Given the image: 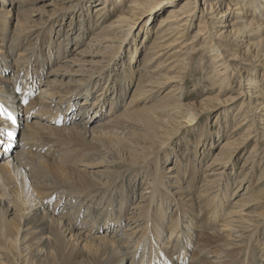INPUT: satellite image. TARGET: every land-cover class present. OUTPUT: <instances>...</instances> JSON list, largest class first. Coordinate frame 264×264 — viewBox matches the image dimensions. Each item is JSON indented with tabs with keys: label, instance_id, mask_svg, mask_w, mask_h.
<instances>
[{
	"label": "bare ground",
	"instance_id": "6f19581e",
	"mask_svg": "<svg viewBox=\"0 0 264 264\" xmlns=\"http://www.w3.org/2000/svg\"><path fill=\"white\" fill-rule=\"evenodd\" d=\"M32 1L0 0V105L21 122L18 127L19 139L12 145L13 149L9 148V153L0 158V257L8 261L3 264L19 263V254L15 252L18 237L30 250L33 264H264V216L259 219L253 216L248 220L240 216L241 210H234L233 207L243 199H237L227 212L231 221H225L218 227L212 223L216 216L221 215L217 210L219 205L234 192L230 190V184L227 183L225 190L214 191L215 181L207 180L205 187L202 186L199 191L195 190L194 183L201 172L196 164L199 161L192 164L187 173L186 168L184 171L180 166L176 171L182 173L181 175L171 173L169 165L164 168L161 166L158 153L146 152V156L142 153L134 157L132 150L125 148L120 140L124 135L133 134L128 127L137 125L139 119L141 124L150 129L146 131L143 139L153 135L161 137V133L165 134V125L170 120L182 121L187 126L194 122L196 113L189 107L183 108L178 98L171 102L174 99H171L169 94L161 96L160 103L157 101L158 104L155 105L138 107V104L147 98L152 88L157 87L160 90L167 81H177L174 79L179 77L180 72L177 71L174 76H167L164 72V75L160 74L164 80L155 81L153 78L159 71L166 69L167 65H170L167 69L169 70L175 63H187L188 56L195 52L208 53L211 58L217 52L215 56L222 57L214 67L217 71L215 77L221 78L220 82L227 80L226 75L222 76L231 68L238 73L239 87L244 86V81L249 84L248 89L245 86L244 93L249 94L250 99L244 101V104L252 116L261 114L254 122L262 124L259 128L264 129V99L259 102L261 107L257 102L251 101V96L264 98V93L256 94L259 89L264 88L261 78L263 74L254 67L264 69V21L258 23L254 19L264 17V0H204L199 10L197 29L190 38L186 37L185 33L195 18L198 0H181L177 5L172 4L173 0H128L125 12L118 14L114 20L115 25L111 23L107 27L114 31L113 36L107 37L109 32L105 34L104 30L102 38L91 36L96 40L95 45L103 59L88 62L87 66L91 67L87 71L90 73L81 84L73 83L78 78L70 75L83 71L74 63L83 61L82 57L89 54L88 50L83 48L74 52L75 48L69 49L66 46L69 42H62L61 39L54 44L51 22L49 25L39 26L43 29L41 34L44 37L48 35L46 48L42 45H25L23 51L17 53V58L14 57L20 46V38L28 33L24 31L28 27L33 30L32 28L38 25L36 23H39L34 16L40 17L43 13L29 10L31 14L27 11L24 15L17 10L18 6L29 5ZM122 3L124 0H120L118 5ZM106 5H98L94 11H102L106 9ZM232 6L237 9L235 19L222 23L225 26L223 30H215L212 24L216 21L217 13L220 11V16H223V12L232 9ZM151 8L150 13L161 8L165 9V12L158 17L153 29V38L148 46L150 57L147 59L145 56L142 65L149 67L156 61L158 63L154 65L150 75L138 78L125 103V90L131 78L128 69L127 75H124L126 83H121L123 92L117 96L115 86L109 85L113 92L111 98L106 99L104 88L106 87L107 91L109 89V75H101L99 71L111 56L104 53L113 48L116 38L121 35L124 39L126 33L137 26L140 20L143 22ZM16 10V23L13 30L9 28V35L8 19ZM148 20L147 18L146 21ZM248 32H253V35ZM247 36L252 41L243 45ZM83 37L84 33L78 36L81 43ZM105 42L107 43L104 45ZM197 44L199 47H196ZM236 45L245 46L246 55L251 54V49L257 47L253 57L246 62L248 74L237 70L233 62L240 58L236 50L242 47ZM102 48L107 50H101ZM24 50L26 55L23 54ZM128 52L131 60H134V49H129ZM114 53L111 52L112 55ZM163 55L168 59H163L164 63L160 66V58ZM64 57V61L59 63ZM54 63L56 66L52 67ZM249 74L261 76L254 78ZM42 80L43 84L40 85ZM101 80H105L102 87L99 85ZM111 80L116 83L115 78ZM93 86H100L101 89L95 92L92 90ZM35 88L37 91L33 90ZM82 94L78 108L75 112L72 111L76 97ZM240 96L242 95H237ZM107 101L108 111L104 113ZM120 107L124 108L119 112ZM61 113L68 114L67 118L64 115L61 118ZM243 116L249 117L246 112ZM246 121L248 120L245 119L243 124ZM3 123L11 125L8 120L0 117V154L6 134ZM124 125L127 128L123 127ZM255 131L257 133V128ZM59 139L68 140L74 151L90 148L86 150H90L92 154L106 155L96 162L80 163L78 159L79 163H60L65 160L64 154L67 151ZM200 141H204V137L201 136L198 139V142ZM239 143L235 138L232 144L235 148ZM202 147L201 145L196 148L195 156L204 155ZM227 157L228 154L225 155V158ZM117 163L131 166L128 169L135 171L134 178L142 176V179H145L140 190L141 199L131 207L133 212H130V216L126 215V205H131L132 194L123 189L117 198L113 190L115 180L108 183L101 178L106 176V179H109L110 168ZM213 165L214 160L210 162L211 169ZM152 167L153 170L150 171ZM128 169H124L121 175L129 171ZM138 173L142 175L139 176ZM167 173L174 179L171 180L172 183L167 184ZM185 174L186 181L191 182L192 193L186 192L180 186ZM55 182L62 183V186L56 187ZM59 188L64 196L60 195L59 200L53 201L54 192ZM261 193H264V189ZM155 200L161 205L155 203ZM114 205H117V211ZM67 206H72L76 211L72 213L71 209L67 210ZM169 209L171 213L167 214ZM201 211L203 213L199 216ZM88 212H93L94 216L88 217ZM188 216L191 217L187 219ZM125 217L127 222L124 221ZM250 220L253 221L244 225ZM232 226L240 233L241 230L248 231L245 237L249 245L242 247L232 242L234 235L233 231L229 230ZM102 227L104 233H100ZM107 232H112L113 235L110 236ZM190 244L191 247H188Z\"/></svg>",
	"mask_w": 264,
	"mask_h": 264
},
{
	"label": "rangeland",
	"instance_id": "374dc122",
	"mask_svg": "<svg viewBox=\"0 0 264 264\" xmlns=\"http://www.w3.org/2000/svg\"><path fill=\"white\" fill-rule=\"evenodd\" d=\"M203 1L204 0H198L197 2L198 8L195 13V18L192 24L188 27L187 33H185L186 37L188 38H190L191 34H193V32L197 29V24L200 20L199 10L203 5ZM226 1L227 0H224V2ZM119 2L120 0H33L29 5L18 6L17 10L23 12L24 15L25 13H27V11L31 14L29 10L43 11V13L40 17L39 15L34 16V19H36L39 23H36V25H38L35 28H32L33 30L29 29L28 27V29L24 31L25 33L28 31V33L23 36L24 38H20L21 47L19 46L18 50H16V52L14 53V57L17 58V53L23 51L25 45H42V47L46 48L48 35L44 37L43 34H41L43 32V29L39 26L49 25V23L51 22L53 26L51 36L54 38V44L58 43L57 41L61 39L62 42L68 41L69 44H67L66 46H68V48H71L72 50L75 48V50H73L74 52L80 51L83 48L88 50L89 54H86L82 57L83 61H77L74 63L76 64L77 68L83 69V71H81L80 73L73 72L70 75L74 78H78V80L74 81L73 83L81 84L82 80L87 79V74L90 73L89 71H87L88 68L91 67L87 66L88 62H91L94 59L101 58L98 47L95 45L96 40L92 39L91 36L98 39L102 38L101 35L103 30L105 34H108L106 33L107 31L109 32V35H107V37H111L115 34L112 29H109L107 27L110 26L111 23L115 25L114 20H116L118 14L125 12L128 0H124V3L118 5ZM165 2H167V0ZM180 2L181 0H173L172 4L177 5ZM103 3L107 4L106 9L102 10L103 12L101 10V12L94 11V8L96 6L102 5ZM164 4L165 3H163V6ZM164 8L166 9V7ZM165 9H156V11L153 13H150L152 8L149 9L146 15V17L149 19L148 21H146L147 18L143 22L140 20V23L131 31H129L128 33L125 32L126 35L124 39L120 35L115 39L113 48L104 53L105 55L111 56L108 57V63H105V65L101 67L99 71L101 75H109V79L107 81L109 89L107 91L106 87L104 88V91H106V99H110L113 92L111 90L112 87L110 86H115V92H118L117 96H119V94L123 92V89L121 90V88L126 83L124 75H127L128 72H131V78L125 90L123 101V103H125V101L129 99L128 95H130L132 88L136 84L138 78L141 76L142 78H145V75H150L152 70H154V65H156L158 61L153 63V65H149V67L148 65L147 67L142 65V63L144 62L145 56H147V59L148 57H150L148 55V46L153 38V29L155 28L158 17L165 12ZM17 10L15 13H13L12 17L8 19L10 27H8L7 34L9 35L11 34L9 28L13 30L16 23ZM235 11H237V9H234V6H232V9L223 12V16H220L221 12L219 11V13H217L216 15V21L214 20L215 22L212 24L213 28L215 30H223L225 26H223L222 23H228V21L235 19ZM254 19L258 21V23L264 21V17H256ZM119 23L121 24V22ZM82 33H84V37L82 38L83 42L81 43V38H78V36H80ZM248 33L253 35V32ZM245 39L246 41H244L243 45H245L247 42L252 41L249 36L245 37ZM120 40L122 41L120 42ZM1 42L2 41H0V43ZM106 43L107 42L103 44L105 45ZM243 45H236L242 47H239L236 50V53L240 54V58L236 59L233 62L236 64L237 70H241L243 74H248V71L246 70L248 68L246 62L253 57V52L257 49V47H255V49L253 50L251 49V54L246 55L245 46ZM196 47H199V44H197ZM253 47L254 46H252V48ZM103 49L104 51L107 50L105 48H102L101 50ZM129 49L130 51L134 49V60H131V55L128 52ZM112 50L115 52L113 55L111 54V52H113ZM23 54L26 55L27 52L25 53L24 50ZM216 54L217 52L214 53L211 58L208 53L195 52L191 56H188L189 59L186 60L187 63H175L173 67L169 68V70L167 69L170 65H167L166 69L159 71L158 75H155V78L153 79L155 81H161L164 80L161 78V75L164 72L167 74V76H174L177 75V71H180L178 73L179 77H176V79H174L177 81H174V83L167 81L164 87H161L160 90L157 87L152 88L154 91L151 90V92H149V94L146 96L147 100L145 99L143 102H140L138 104V107L155 105L158 104L161 96H163L164 94H169V96H171V99H174L171 102H175V98H178L183 108L189 107L190 110H193L196 113V119H194V122H191L190 125L187 126L184 125V122L182 121L175 122L174 120H170L168 121L167 125H165V130L163 131V133L165 134L161 133V137L153 135L149 138L143 139V136H146V131H150V129L148 126L141 124L142 121L139 119L137 121V125H135L134 127H128L132 130L133 134H127L126 136L124 135V137H120V140H122L123 146L125 148L129 147L132 150V154H134V157L142 153L146 156V152L158 153L159 159L161 160L162 164L161 166H163L164 168L169 165V167H171V173H177L176 170L179 166L184 171L186 168L187 173L189 171V167L199 161V163L196 164L199 166L201 172H199L200 176H198V180L196 181V183H194V186H196L195 190L199 191L203 188L202 186L205 187V183H207V180L215 181V187L213 188L214 191L217 189L225 190V186L230 184V190L234 192L230 197L228 195V197L224 199L223 203L219 205L217 210L221 212V215L216 216L217 218L215 217V220L212 221L213 225L218 227L225 221H231L230 214L228 215L227 212L231 210L232 204L237 201V199H243V201H241V203H237L236 207H233V209L241 210L239 215L244 216L246 218L245 220L253 218V216L256 217L255 219H259L264 216V193H261L264 189V176L262 177V175H264V129L259 128V126H262V124L254 122L255 118H257L260 113H257L256 116H252L249 113L246 104H244V101L250 99L249 94L244 93L245 86L247 87L249 86V84L244 81V86L239 87L238 73L233 71L231 68H229L227 72L222 76H227L226 81L220 82L221 78L216 79L215 74L217 73V71L214 70V67L217 61H219L218 59H222V57L215 56ZM65 56L67 57L68 55L65 54ZM66 57H64L59 63H62ZM165 58L168 59V57L165 55L160 58V62L162 61V63H159L160 66L163 65V59ZM54 64L52 67L56 66V64ZM254 67H256V70H258V72L262 73L263 75H249L254 78H258L261 76L262 80L264 81V69L259 66ZM126 69H128L129 71L127 70V72ZM12 70H14V68H12ZM229 70L230 73H228ZM114 78L116 83H113V81L111 80ZM43 79H45V77ZM105 80H101L102 85L99 84L101 87L103 86ZM43 81L44 80H42V83L40 85L43 84ZM121 83L123 85H121ZM100 86H93L92 90L96 92L97 90L101 89ZM246 89H248V87ZM33 90L37 91V88ZM259 92L263 94L264 88L259 89L256 94ZM33 95L35 96L36 93H33ZM237 95L242 96L237 97ZM81 96H83V94L76 97L72 111L75 112V109L78 108V103L81 102ZM263 99L264 98L260 96H251V101H253V103L257 102L259 107H261V103L259 102L263 101ZM154 101L158 102L155 103ZM106 103V110L104 111V113L108 111V101ZM123 108L124 107H120L119 112L123 110ZM245 112L246 116H249L248 118H245L243 116ZM63 115L66 118L68 116V114L66 113H61L60 117L63 118ZM243 117L244 119L240 120V118ZM251 118H253V121H251ZM245 119L248 121L243 124ZM123 127H126V125H124ZM234 128L237 129L234 130ZM256 128L257 133L255 131ZM201 136L204 137V141L198 142V139H200ZM235 138L240 143L234 148V145L232 143L233 141H235ZM59 142L62 144V147L66 148L65 150L68 153L64 154L66 155L65 160L60 161V163H64L66 165L72 164L76 161L78 162V159L80 160V163L82 161L96 162L100 160L104 155H106H97L96 153L92 154L90 150H86L90 148H86L84 150L79 149L80 151H74L72 145L68 144V140L59 139ZM201 145L204 147V155H199L200 157L195 156L196 148L200 147ZM143 147L149 148L143 149ZM251 149L252 151H250ZM226 154H228L227 158H225ZM3 155L4 154H1L0 158ZM212 160H214V165L211 169L210 162ZM129 167L131 166H123L121 163H117L110 168V181L109 179H106V176L101 177L104 181H108V183H111V180H115V186L113 187V190L114 196H116L117 198H119L121 190L123 189L127 190L129 194H132L131 205H126V212H128L126 214L127 216H130L133 212V209L131 207L134 205V203L138 202V200L141 199L140 190L142 189V184L145 180L142 179V173H138V175L141 177L134 178L135 171L131 172V170L128 169ZM124 169H128L129 171H126L121 175V172ZM208 169L211 170L208 171ZM152 170L153 167L150 171ZM169 174L170 173H167V176H169ZM181 174L182 173H180V175ZM41 175H39L38 179H40ZM49 180L50 179L48 178V181ZM167 180V184L172 183L171 180L174 181V179L170 176ZM186 180L187 175L185 174L184 176H182V183H180V186H182L184 188L183 190H185L186 192H191V182H187ZM186 182L188 185L186 184ZM55 186L61 187L62 183L55 182ZM246 188L248 189L246 190ZM60 190L61 188L57 189L54 192L53 201H56L57 199L59 200L58 196L60 195L64 196V194L60 193ZM173 190H175L174 187ZM186 192L184 193V197ZM194 195L196 196L197 194L194 193ZM258 195H261V197H257ZM29 200V203L31 205V198ZM61 200L62 199H60V201ZM156 202L158 203V200H155V203ZM88 203L93 204V202ZM158 204L161 205L160 203ZM67 207V210L71 209L72 213L76 211V209L72 206ZM117 209L118 208L116 207L115 210L117 211ZM170 211L171 209L167 210V214H170ZM154 213L155 208L152 209V214ZM202 213L203 212L201 211L199 213V216H201ZM87 216H94V213L88 212ZM190 217L191 216H188L187 219ZM124 219V221L127 222L126 217ZM90 220L93 219L90 218ZM251 221L253 220L248 221L244 225H248V223ZM140 222L141 221H139V223ZM235 224H237V222ZM229 230L230 232L233 231V243L242 247H246L247 245H249V242L245 237L248 232L247 230H241L242 232L240 233L233 226L230 227ZM112 232L107 233L112 236ZM100 233H104L103 227ZM22 241L23 240L20 241L18 237V241L15 242V252L19 254V263L17 264H33L30 259V250L26 245H24V243H22ZM188 247H191V244ZM190 254L191 251L189 255ZM12 257L16 258V256ZM4 261L6 262L7 259L0 257V264H3Z\"/></svg>",
	"mask_w": 264,
	"mask_h": 264
},
{
	"label": "snow or ice",
	"instance_id": "6c2138e0",
	"mask_svg": "<svg viewBox=\"0 0 264 264\" xmlns=\"http://www.w3.org/2000/svg\"><path fill=\"white\" fill-rule=\"evenodd\" d=\"M17 91H19V89H17ZM0 117H3L7 120L12 121L13 123L15 122L14 117L12 116V114L3 106L0 105ZM9 137L11 138V133H8Z\"/></svg>",
	"mask_w": 264,
	"mask_h": 264
}]
</instances>
